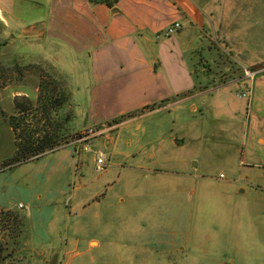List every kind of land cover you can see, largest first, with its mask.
I'll use <instances>...</instances> for the list:
<instances>
[{
	"label": "crops",
	"instance_id": "0c3cea01",
	"mask_svg": "<svg viewBox=\"0 0 264 264\" xmlns=\"http://www.w3.org/2000/svg\"><path fill=\"white\" fill-rule=\"evenodd\" d=\"M210 3L0 0V19L12 34L27 25L28 37L58 45L55 56L61 55L72 69L85 66L87 86L82 94L76 93L81 99L74 126L92 130L91 144L106 151L108 164L98 171L95 151L71 154L69 174L77 180L73 189L99 186L77 201L79 210L129 204L125 196L107 195L112 185L107 180L115 169L121 177H130V188L137 176L147 192L174 191V187L176 192H188L194 191L191 184L208 182L200 171H210V162L215 160L222 162L225 171L219 175L223 174L222 191L231 199L227 205L235 206V211L222 218L226 225L222 254L246 256L253 249L254 254L264 255V236L238 233L237 225L234 232L226 233L232 223L264 225V68L202 86L206 75L194 73L188 51L207 29ZM245 4L244 9H226L222 3V17L234 15L222 23V31L238 30L231 23L245 11L264 15L258 0ZM174 21L181 23L177 32L156 36ZM134 111L132 116L112 121ZM107 217L114 221L113 216ZM130 217L132 223L141 222L140 216ZM101 218L94 215L91 222L99 224ZM107 236L106 240L116 239ZM249 237H254L251 244ZM94 239L99 246L100 238ZM121 245L127 264L145 263V233L138 232Z\"/></svg>",
	"mask_w": 264,
	"mask_h": 264
},
{
	"label": "rangeland",
	"instance_id": "374dc122",
	"mask_svg": "<svg viewBox=\"0 0 264 264\" xmlns=\"http://www.w3.org/2000/svg\"><path fill=\"white\" fill-rule=\"evenodd\" d=\"M211 1L210 13L206 15L207 29L188 51L194 73L198 77L206 75L202 86L215 85L245 71L262 70L264 15H248L245 11L243 17L237 16L231 23L238 30L222 31V23L234 17L231 13L222 17V3L226 9H244L245 3L254 0ZM258 1L264 8V0ZM21 29L13 34L11 30L5 33L9 42L0 51V164L8 162L0 169L1 256L10 251L0 264H127L122 245H118L138 232L145 233L147 238L143 264H264V255L254 254L253 249L246 256L222 254V234L225 235L222 229L226 226L222 218L235 211V206L227 205L231 200L229 193L222 191L223 174L219 175L225 173L222 162L212 160L210 171H200L206 174L208 182L191 184L194 191L188 192H176L175 187L174 191L147 192L146 185L141 186L137 176L133 177L130 188V177H121L115 169L107 180L112 184L107 195L125 196L129 204L108 210L92 207L79 210L77 201L89 197L90 191L99 187L75 191L76 177L69 174L71 154L86 152L81 149L86 133L74 126L81 99L76 93L82 94L87 86L85 66L72 69L61 55L55 56L54 52L60 51L58 45L40 37H28L27 25ZM15 98L20 101L17 108L29 107V118L34 119L36 115L35 131L42 129L39 119L45 116L38 106L39 100L52 105L63 99L56 119L63 125L60 131L64 142L53 150L11 163L16 146L7 122L8 114L14 112ZM47 127L54 133V127ZM88 137L92 140L93 135ZM96 148L90 144L91 151L99 150ZM113 179L117 181L111 182ZM94 215H102V222L92 223ZM107 215L113 216L114 221ZM130 216H140L141 222L132 223ZM236 225L240 227L238 233L264 236V225L260 222L232 223L226 233ZM107 235L118 240H106ZM96 237L100 238L99 246H96ZM252 238L248 239L250 244Z\"/></svg>",
	"mask_w": 264,
	"mask_h": 264
},
{
	"label": "trees",
	"instance_id": "16d2710c",
	"mask_svg": "<svg viewBox=\"0 0 264 264\" xmlns=\"http://www.w3.org/2000/svg\"><path fill=\"white\" fill-rule=\"evenodd\" d=\"M6 32H7L6 26L0 19V51L2 50L4 46L8 44V41H9V39L7 38L8 36H5ZM0 87H2V84L0 85ZM42 91L45 92L44 90ZM40 95H41V90H40L39 96ZM17 100H18L17 98L14 99V102H13L14 112L11 113L10 115L8 114L9 118L7 122L11 129V132L13 133L14 143L16 146V150H15L16 153L12 157L11 163L27 160L46 150H53L59 147V145H61L64 139L60 131L63 125L60 126V124L58 123V120L56 119L59 116L58 111L61 110L60 107H62L63 105V102H64L63 99L59 101L57 100L58 101L57 104L53 103L52 105L46 104L45 100L43 99L39 100L38 106H40L39 108H40L41 113L45 115L42 120L39 119V121L42 122L41 124L42 129L39 130L41 131L40 133H38L39 131H35L36 130L35 125L38 124L37 123L38 119L36 115L34 119L29 118L30 116L29 107H27V105H22L20 109L17 108L18 107L17 105L20 104L19 103L20 101L18 102ZM27 100L28 102H30V99H27ZM159 105L160 103H157V104L151 105L149 108L152 109ZM135 113L136 111L127 113L125 115L117 117L116 119H112V121L122 120L124 117L132 116ZM4 119L6 120V117ZM63 122L65 121L63 120L61 124H64ZM47 126H50V128L54 127V133H52L53 135L51 134V132H49V129H46ZM55 145H58V146H55ZM5 165H8V162H3L2 164H0V169H3ZM9 254H10V251L6 253L7 256H9ZM6 255L3 254L1 256V249H0V262L6 258Z\"/></svg>",
	"mask_w": 264,
	"mask_h": 264
},
{
	"label": "built area",
	"instance_id": "2783aa9c",
	"mask_svg": "<svg viewBox=\"0 0 264 264\" xmlns=\"http://www.w3.org/2000/svg\"><path fill=\"white\" fill-rule=\"evenodd\" d=\"M181 27V23L179 21H174L172 23H170L169 25H167L164 29H162L160 32H158L156 34L157 37H165V36H169L175 32H177ZM241 95L243 96L244 93H241ZM84 133H86V135L84 136V140L82 141V146L81 149L82 151H88L90 150V144H91V139L88 137L90 134L88 132H92L91 129L85 130L83 131ZM108 164L107 159H106V155L104 153V151L102 149L96 150L95 151V169L98 171L103 170L106 165ZM221 176V174H220ZM18 206H21V204L19 203Z\"/></svg>",
	"mask_w": 264,
	"mask_h": 264
}]
</instances>
